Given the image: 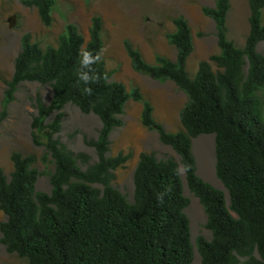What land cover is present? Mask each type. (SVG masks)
Listing matches in <instances>:
<instances>
[{
	"label": "trees",
	"instance_id": "16d2710c",
	"mask_svg": "<svg viewBox=\"0 0 264 264\" xmlns=\"http://www.w3.org/2000/svg\"><path fill=\"white\" fill-rule=\"evenodd\" d=\"M20 1L37 8L45 26L52 25L55 0ZM247 1L250 29L242 48L228 36L230 0L203 6V13L215 20L220 52L201 60L193 77L188 60L195 44L184 15L173 18L175 30L168 34L177 49L175 59L158 54L154 63L148 62L129 39L124 41L134 70L171 80L186 93L188 101L180 111L183 129L174 132L155 119L154 106L139 87L129 91L124 82L110 79L102 57L101 15L92 16L89 38L73 22L65 26L57 45L42 47L30 32L23 34L13 76L7 81L6 101L14 99L22 82L52 86L57 114L46 124L48 108L39 102L33 126L50 128L45 142L36 134L34 141L46 146L55 170L47 193L36 189L40 172L34 154L14 151L10 175L0 168V209L6 217L0 222L1 242L9 252L25 258L27 264H191L193 244L185 213L189 199L181 176L174 172L179 163L141 152L134 171L133 202L112 185L115 170L130 155L107 154L110 134L124 124L120 115L133 99L142 102V124L157 131L160 140L180 155L183 166H190L188 187L204 206L212 231L211 239L200 235L196 240L202 263L237 264L239 254L248 256L242 264H264V112L258 94L264 89V52L258 51L264 42V0ZM82 46L101 55L92 65L93 74L101 79L90 85L91 95L82 91L85 85H78L75 75ZM68 103L96 114L102 122L98 137L87 141L95 147L98 161L86 169L54 137ZM5 115L4 110L0 121ZM204 133L215 134L216 174L228 190L229 204L221 189L197 173L192 140ZM79 158L86 160L87 155L80 153ZM166 188L171 191L161 203L157 194Z\"/></svg>",
	"mask_w": 264,
	"mask_h": 264
},
{
	"label": "rangeland",
	"instance_id": "374dc122",
	"mask_svg": "<svg viewBox=\"0 0 264 264\" xmlns=\"http://www.w3.org/2000/svg\"><path fill=\"white\" fill-rule=\"evenodd\" d=\"M216 0H55L53 23L45 26L37 8L24 5L20 0H0V115H6L0 121V168L7 175L14 169L11 155L18 151L23 155L34 154L37 158L34 166L40 172L36 189L49 193L52 189L50 175L55 170V162L44 144L34 141V134L45 142L50 128L39 130L33 126L38 115L39 102L48 108L45 123H50L56 116L53 108V89L50 84L22 82L14 93V99L6 101V91L14 73V62L21 49L22 36L30 32L33 40L42 47L57 45L58 38L65 26L76 23L82 33L89 38L92 16L99 14L103 18V38L105 47L102 57L111 80L122 81L127 89L139 87L146 99L154 106V117L168 131L183 129L180 111L188 101L186 93L173 81H160L133 69L130 57L124 45L129 39L140 49L144 58L155 62L158 54L175 59L177 49L169 43L168 34L175 30L173 18L184 15L192 28L195 48L188 60V71L193 77L198 64L212 54L220 52L217 41L216 23L212 17L203 13V6H213ZM231 9L227 16L228 36L238 47H244L249 33L250 9L247 0H230ZM264 22V12H263ZM258 51L264 52V42L259 43ZM214 69L217 66L211 62ZM264 112V89L258 92ZM142 102L130 99L124 113L120 115L123 125L116 127L110 134L109 156L118 153L129 154V159L115 170L112 185L118 188L128 199L134 201V171L143 151L154 152L159 159L173 158L183 167L180 155L164 144L153 129L142 124ZM61 130L54 134L63 148L71 152L83 169L98 161L95 147L87 143L96 139L102 127L101 119L94 113H84L78 106L68 103L63 108ZM192 150L197 164V173L207 182L221 189L229 204V193L216 174L215 134L204 133L193 138ZM84 153L87 159L79 158ZM184 194L189 199L185 213L190 220L193 260L191 264H203L196 240L202 235L212 238V231L207 227V213L199 198L189 189L186 174L181 176ZM100 186L99 184H95ZM0 209V222L5 219ZM258 257V252L254 251ZM238 263L242 264L248 256L237 254ZM0 264H27L25 258L9 252L1 242Z\"/></svg>",
	"mask_w": 264,
	"mask_h": 264
},
{
	"label": "clouds",
	"instance_id": "9594fccd",
	"mask_svg": "<svg viewBox=\"0 0 264 264\" xmlns=\"http://www.w3.org/2000/svg\"><path fill=\"white\" fill-rule=\"evenodd\" d=\"M101 55L98 52L96 55H93V53L90 50H87L83 46L80 48L78 53V65L79 68L75 71V75L77 78V84L83 83L85 87L82 89V91L88 95L92 94V88L90 87L91 84L97 83L101 77L98 75L93 74L92 65L96 64L100 61ZM104 79H107V76L105 75ZM190 166H183L178 167L177 169H174V172L177 176H182L187 173ZM171 191L170 188H166L163 192L157 194V199L161 203L164 201L165 195L169 194Z\"/></svg>",
	"mask_w": 264,
	"mask_h": 264
}]
</instances>
